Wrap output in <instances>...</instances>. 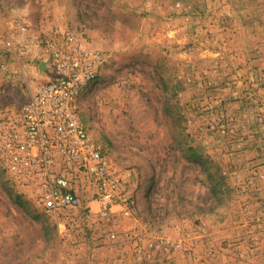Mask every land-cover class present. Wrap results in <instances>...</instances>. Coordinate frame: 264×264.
Here are the masks:
<instances>
[{
  "label": "rangeland",
  "instance_id": "1",
  "mask_svg": "<svg viewBox=\"0 0 264 264\" xmlns=\"http://www.w3.org/2000/svg\"><path fill=\"white\" fill-rule=\"evenodd\" d=\"M28 2L27 42L0 29V121L75 33L106 59L75 105L119 183L107 216L88 176L55 213L0 161V264H264V0Z\"/></svg>",
  "mask_w": 264,
  "mask_h": 264
},
{
  "label": "built area",
  "instance_id": "2",
  "mask_svg": "<svg viewBox=\"0 0 264 264\" xmlns=\"http://www.w3.org/2000/svg\"><path fill=\"white\" fill-rule=\"evenodd\" d=\"M27 29L24 22L16 26L24 42ZM7 43L13 45L10 39ZM47 43L53 49L42 80L29 87L17 111L6 113L0 121V161L15 183L24 187L28 182L41 204L55 213L84 203L76 183L88 176L94 193L87 209L96 201L100 215L107 216L119 179L81 124L75 105L106 59L71 31L59 43Z\"/></svg>",
  "mask_w": 264,
  "mask_h": 264
},
{
  "label": "crops",
  "instance_id": "3",
  "mask_svg": "<svg viewBox=\"0 0 264 264\" xmlns=\"http://www.w3.org/2000/svg\"><path fill=\"white\" fill-rule=\"evenodd\" d=\"M2 2H4V0H0V29L2 30L4 27L6 28H13L14 25H16L14 22V18L16 17H21L22 18V21H18L17 22V25L21 22H23V16L24 14L27 12L28 10V6H29V2L28 0H8L5 3H3L4 5L2 6ZM13 18V19H12ZM16 25V26H17ZM15 57H17L18 59L21 57V56H18L17 54H15ZM42 64V61H40V65ZM5 92V90H4ZM12 94L13 97H12V101L7 103L9 105H11V109H13L15 107V98L17 99V94L18 93V90L16 88H13L12 89ZM6 94V93H0V107L6 102L3 103V99H1V97ZM8 105V106H9ZM5 107H7V105H3ZM8 109V108H7ZM61 221V220H60Z\"/></svg>",
  "mask_w": 264,
  "mask_h": 264
},
{
  "label": "water",
  "instance_id": "4",
  "mask_svg": "<svg viewBox=\"0 0 264 264\" xmlns=\"http://www.w3.org/2000/svg\"><path fill=\"white\" fill-rule=\"evenodd\" d=\"M42 67L44 68V64H42Z\"/></svg>",
  "mask_w": 264,
  "mask_h": 264
}]
</instances>
